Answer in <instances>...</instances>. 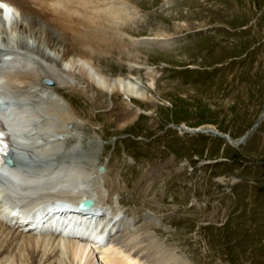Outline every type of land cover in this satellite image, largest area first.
Returning <instances> with one entry per match:
<instances>
[{
	"label": "rangeland",
	"instance_id": "1",
	"mask_svg": "<svg viewBox=\"0 0 264 264\" xmlns=\"http://www.w3.org/2000/svg\"><path fill=\"white\" fill-rule=\"evenodd\" d=\"M125 2L137 9L114 30L121 44L107 34L93 63L111 77H136L152 102L127 105L114 95L102 108L105 98L61 89L82 119L68 130L99 157L96 166H82L78 181L106 164L103 199L117 188L119 216L136 220V232L149 222L185 264H264V0ZM156 33L172 43L135 47L129 39ZM135 105L152 112L118 126L115 118ZM106 207L112 214L115 207Z\"/></svg>",
	"mask_w": 264,
	"mask_h": 264
},
{
	"label": "bare ground",
	"instance_id": "2",
	"mask_svg": "<svg viewBox=\"0 0 264 264\" xmlns=\"http://www.w3.org/2000/svg\"><path fill=\"white\" fill-rule=\"evenodd\" d=\"M12 1L20 12L12 23L0 27V42L10 50L0 62V87L22 102L16 107L10 104L0 107V116L12 136L10 154L17 175L1 169L0 264H185L172 250L162 246L150 232L149 222L141 223L136 232L133 229L136 220L119 216L123 212L114 205L113 198L117 188L112 189L107 200L103 199L105 187L100 180L108 183L102 176L106 170L83 184L78 181L82 178V166H96L99 157L95 148H80L81 136L67 127L77 121L81 123L82 119L63 96V88L91 99L105 98V105H96L102 108L109 106L107 103L114 95H122L127 105L133 100L152 102L136 77L124 74L111 77L93 63V53L100 54L99 46L106 45L107 34L115 37L113 44H121L123 34L114 30L127 25L128 20L123 19L131 18L137 8L128 6L125 0ZM163 36L166 35L156 33L154 37L129 39L135 47L149 43L163 47L172 43ZM161 40L166 44L162 45ZM44 78L51 79L53 85L42 83ZM36 96L39 110L32 104ZM151 112L135 105L132 111L124 108L115 121L118 126L127 127L140 113ZM34 125L47 133V141H38L27 134ZM67 133L74 139L70 146ZM34 195L37 197H31ZM8 196L9 201L16 202H33L35 198L51 202L41 200L39 204H29L28 209L15 211L6 204ZM83 198H92L94 206L84 213L75 211ZM107 205L115 207L112 214L106 212ZM15 219L16 223L28 221L36 231L12 227ZM119 224L124 228L123 237L101 243ZM45 228L51 231L42 233Z\"/></svg>",
	"mask_w": 264,
	"mask_h": 264
},
{
	"label": "water",
	"instance_id": "3",
	"mask_svg": "<svg viewBox=\"0 0 264 264\" xmlns=\"http://www.w3.org/2000/svg\"><path fill=\"white\" fill-rule=\"evenodd\" d=\"M100 170L103 171V168L100 167ZM93 204V201L91 199H86V200H83L81 203H80V207L82 209H86L88 208L89 206H91Z\"/></svg>",
	"mask_w": 264,
	"mask_h": 264
}]
</instances>
